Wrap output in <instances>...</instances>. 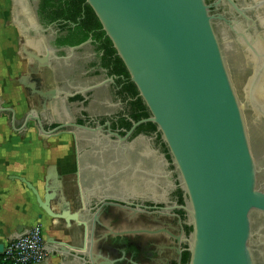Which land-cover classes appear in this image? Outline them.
Listing matches in <instances>:
<instances>
[{"label": "flooded vegetation", "instance_id": "af4514ba", "mask_svg": "<svg viewBox=\"0 0 264 264\" xmlns=\"http://www.w3.org/2000/svg\"><path fill=\"white\" fill-rule=\"evenodd\" d=\"M204 1L226 63L236 55L251 71L248 48L264 55V0ZM25 3L34 21L21 25L22 44L31 40L23 103L0 115L19 136L29 129L69 144L64 171L81 187L86 264H188L193 226L180 174L94 12L85 0ZM251 229L255 264H264V216L252 214Z\"/></svg>", "mask_w": 264, "mask_h": 264}, {"label": "water", "instance_id": "95a60500", "mask_svg": "<svg viewBox=\"0 0 264 264\" xmlns=\"http://www.w3.org/2000/svg\"><path fill=\"white\" fill-rule=\"evenodd\" d=\"M85 2L125 65L150 113L146 120L156 125L180 174L193 226L188 264H255L249 246L251 215L264 216V157L253 155L243 110H253L255 121L264 116L262 51L248 48L251 75L240 102L204 0ZM51 175L42 197L20 179L48 216L82 224L86 247L87 227L79 213L62 205L54 210L52 202L58 199ZM47 243V252L67 247ZM69 253L86 264V254Z\"/></svg>", "mask_w": 264, "mask_h": 264}, {"label": "crops", "instance_id": "0c3cea01", "mask_svg": "<svg viewBox=\"0 0 264 264\" xmlns=\"http://www.w3.org/2000/svg\"><path fill=\"white\" fill-rule=\"evenodd\" d=\"M31 21L34 17L25 0H0V110H16L18 103H23L18 81L23 62L28 63L30 57L24 55L22 49L28 53L31 40L26 39L22 44L21 25ZM245 70L242 76L238 75L243 98L247 77L251 75V71ZM247 110L249 122L244 117L248 138L255 159H259L264 157V116L255 121L253 110ZM14 131L13 124L0 115V243L16 239L39 225L45 246L48 241L53 247H58L61 242L67 246L65 252H48L46 260L40 264H83L80 257L69 253L75 249L76 253L87 254L82 224L48 216L38 206L32 190L20 179L29 182L42 197L45 181L52 173L49 183L57 190L55 198L63 204V209L78 212L81 206L78 177L64 171L72 159L69 144L62 139L55 142L39 140L29 129L22 136ZM55 202H52L53 207ZM54 210L58 211V208L54 207Z\"/></svg>", "mask_w": 264, "mask_h": 264}, {"label": "built area", "instance_id": "2783aa9c", "mask_svg": "<svg viewBox=\"0 0 264 264\" xmlns=\"http://www.w3.org/2000/svg\"><path fill=\"white\" fill-rule=\"evenodd\" d=\"M39 225L31 227L23 236L2 243L0 264H40L48 252Z\"/></svg>", "mask_w": 264, "mask_h": 264}, {"label": "rangeland", "instance_id": "374dc122", "mask_svg": "<svg viewBox=\"0 0 264 264\" xmlns=\"http://www.w3.org/2000/svg\"><path fill=\"white\" fill-rule=\"evenodd\" d=\"M227 67L230 73V77L232 80V83L234 85L236 94L240 100V102H244V98H243V91H242V85H241V81H240V75L238 77V73H240L241 69H242V73L245 70L244 65L241 63V60L239 59L238 56L236 55H231L229 54V56L227 57ZM245 72H249L248 70H245ZM239 79V80H238ZM244 116L247 118V121L249 122V111L247 109L243 110ZM57 204L54 205L55 208L60 207L61 205L63 206V204L61 202H55Z\"/></svg>", "mask_w": 264, "mask_h": 264}, {"label": "trees", "instance_id": "16d2710c", "mask_svg": "<svg viewBox=\"0 0 264 264\" xmlns=\"http://www.w3.org/2000/svg\"><path fill=\"white\" fill-rule=\"evenodd\" d=\"M56 2H58V7H61V1L62 0H55ZM54 4V3H53ZM96 17V16H95ZM53 19V18H52ZM135 86V85H134ZM136 88V87H135ZM137 90V89H136ZM137 93H138V91H137Z\"/></svg>", "mask_w": 264, "mask_h": 264}, {"label": "bare ground", "instance_id": "6f19581e", "mask_svg": "<svg viewBox=\"0 0 264 264\" xmlns=\"http://www.w3.org/2000/svg\"><path fill=\"white\" fill-rule=\"evenodd\" d=\"M58 208V207H57Z\"/></svg>", "mask_w": 264, "mask_h": 264}]
</instances>
